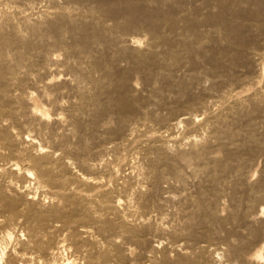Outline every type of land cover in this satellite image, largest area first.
<instances>
[{
	"label": "bare ground",
	"instance_id": "1",
	"mask_svg": "<svg viewBox=\"0 0 264 264\" xmlns=\"http://www.w3.org/2000/svg\"><path fill=\"white\" fill-rule=\"evenodd\" d=\"M259 156L264 0H0V264H264Z\"/></svg>",
	"mask_w": 264,
	"mask_h": 264
},
{
	"label": "rangeland",
	"instance_id": "2",
	"mask_svg": "<svg viewBox=\"0 0 264 264\" xmlns=\"http://www.w3.org/2000/svg\"><path fill=\"white\" fill-rule=\"evenodd\" d=\"M136 33H137V32H136ZM134 34H135V33H134ZM140 34H141V33H140ZM136 35H137V34H136ZM138 35H139V34H138ZM139 36H142V35H139ZM180 73H181V72H180ZM138 78H139V79H138ZM138 78L136 77V79H135L136 83L139 84L138 86H140V87L145 86V85H144V82H143V80H142V78H141V76L138 75ZM139 82H140V83H139ZM142 84H143V85H142ZM143 88H144V87H143ZM143 88H140V89H143ZM143 92L145 93V92H147V91H144V90H143ZM152 105H154V104L152 103ZM147 106H148V105H147ZM150 106H151V105L149 104V106H148L147 108H149ZM152 107H153V106H152ZM152 107H150V108H152ZM162 110H163V109H161V111H162ZM163 111H164V110H163ZM182 130H185V128H182ZM258 158H259V159H258ZM258 158H257V161H256L257 166H255V165H256V164H255L254 167H253V175H254V177H257V176L259 175V172H257V171H258V170H257L258 167H259V166L262 167L263 164H264V160H263L264 157H263V156H262V157L259 156ZM262 158H263V159H262ZM261 159H262V160H261ZM259 160H261V161H260L261 163L259 162ZM262 162H263V163H262ZM261 164H262V165H261ZM258 165H259V166H258ZM260 167H259V168H260ZM254 168H255V169H254Z\"/></svg>",
	"mask_w": 264,
	"mask_h": 264
}]
</instances>
